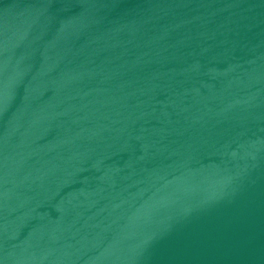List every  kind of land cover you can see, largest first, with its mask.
<instances>
[{"label":"water","instance_id":"water-1","mask_svg":"<svg viewBox=\"0 0 264 264\" xmlns=\"http://www.w3.org/2000/svg\"><path fill=\"white\" fill-rule=\"evenodd\" d=\"M0 264H264V0H0Z\"/></svg>","mask_w":264,"mask_h":264}]
</instances>
